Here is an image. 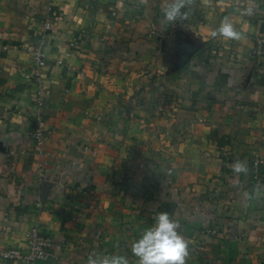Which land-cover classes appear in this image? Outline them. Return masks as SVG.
Returning a JSON list of instances; mask_svg holds the SVG:
<instances>
[{"label": "crops", "instance_id": "1", "mask_svg": "<svg viewBox=\"0 0 264 264\" xmlns=\"http://www.w3.org/2000/svg\"><path fill=\"white\" fill-rule=\"evenodd\" d=\"M162 8L0 0V250L26 246L39 220L55 243L39 264H138L132 244L166 211L185 264H264V180L250 166L264 157V0H193L168 26ZM226 18L241 39L212 36Z\"/></svg>", "mask_w": 264, "mask_h": 264}, {"label": "clouds", "instance_id": "2", "mask_svg": "<svg viewBox=\"0 0 264 264\" xmlns=\"http://www.w3.org/2000/svg\"><path fill=\"white\" fill-rule=\"evenodd\" d=\"M193 0H163V26L174 24L186 18L183 12ZM212 36H222L226 39H241V33L236 31L233 24L226 18ZM235 173L246 172V163L237 161L233 165ZM179 223L170 218L168 212H159L155 217L154 226L146 229L141 238L132 244V254L137 258L138 264H185L188 256V242L179 233ZM86 264H129L123 255L100 256L90 253Z\"/></svg>", "mask_w": 264, "mask_h": 264}, {"label": "built area", "instance_id": "3", "mask_svg": "<svg viewBox=\"0 0 264 264\" xmlns=\"http://www.w3.org/2000/svg\"><path fill=\"white\" fill-rule=\"evenodd\" d=\"M45 30L52 27L50 21L43 24ZM254 53L257 56L264 55V37H256ZM34 67L27 77L31 80L39 81L41 68L46 64V53L44 49V38L38 40L34 50ZM38 96L42 100L43 94L39 87ZM44 120L38 117L36 125L31 133L39 146H43L45 140ZM251 174L254 180H264V157L255 155L250 159ZM205 233L214 235L218 227L204 230ZM55 243L51 235L45 233L39 220H36L28 230V243L26 246L6 247L0 250V259L13 261L17 264H39L41 261L54 256Z\"/></svg>", "mask_w": 264, "mask_h": 264}]
</instances>
